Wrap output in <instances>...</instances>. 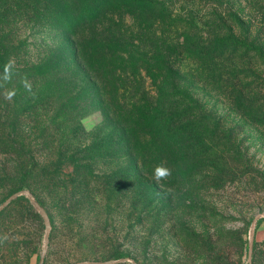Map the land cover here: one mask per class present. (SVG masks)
<instances>
[{
	"label": "rangeland",
	"instance_id": "obj_1",
	"mask_svg": "<svg viewBox=\"0 0 264 264\" xmlns=\"http://www.w3.org/2000/svg\"><path fill=\"white\" fill-rule=\"evenodd\" d=\"M130 1L0 0V264H264V0H155L148 28ZM166 9L253 47L202 64ZM154 111L182 135L129 155Z\"/></svg>",
	"mask_w": 264,
	"mask_h": 264
},
{
	"label": "trees",
	"instance_id": "obj_2",
	"mask_svg": "<svg viewBox=\"0 0 264 264\" xmlns=\"http://www.w3.org/2000/svg\"><path fill=\"white\" fill-rule=\"evenodd\" d=\"M155 0H131L127 3V8L130 13L135 15V17L142 16L139 18L145 28L152 24L149 18H153V11L156 7V4L159 2H154ZM99 14H102L100 11L95 16L91 17L89 21L96 23L99 18ZM162 17L160 19H165L167 21V26L177 25V23L187 25L193 29V33L183 34V41L180 43V48H183L185 51H192L194 54L191 55L198 62L204 64L205 62H212L215 67H223L225 65V60L231 58L234 53L241 51V43H247V51L250 50L253 45V41L249 40H240L233 33H229L227 24L223 19L213 20V23L210 20L199 21L195 17H183L175 16L173 12L167 13V9L164 12L160 13ZM169 22V24H168ZM207 26L210 30L206 34L204 28L201 27ZM250 37V33H249ZM236 45L233 48V53L229 51L230 45ZM8 62L5 58L2 50L0 49V73L4 72V65ZM161 96L165 95V90L162 91ZM158 111V107L155 108ZM154 111L151 115L144 118V120L128 121L122 124V131L124 132L123 147L126 149L129 155H133L136 151L149 152V149L156 147V151H161L164 148L162 146L158 148V145L161 141H166L168 144H171L173 141L176 142V138L182 135L180 130V124H175L172 117L168 116V119L162 120L158 116V112ZM170 112L169 115H173ZM160 114V113H159ZM162 115V114H161ZM150 138L148 145L142 144L141 138ZM176 148L175 144L172 145V149ZM145 157V156H144ZM139 160H143L142 156Z\"/></svg>",
	"mask_w": 264,
	"mask_h": 264
},
{
	"label": "clouds",
	"instance_id": "obj_3",
	"mask_svg": "<svg viewBox=\"0 0 264 264\" xmlns=\"http://www.w3.org/2000/svg\"><path fill=\"white\" fill-rule=\"evenodd\" d=\"M13 65H14V61L9 60L5 65H4V74L2 79L4 81H9L11 79V75H12V69H13ZM24 87L30 92L31 91V84L27 81V79H25L23 81ZM0 87H2V85H0ZM16 95L15 90H9L6 91L4 93V98L6 100L11 101ZM81 124L85 127L86 131H91L92 130V124L89 122V118H84L81 121ZM171 175V170L164 167L163 165H157L154 169H153V173H152V178L156 181V182H160L162 180H166L169 176ZM196 264H205L203 259H198L196 261Z\"/></svg>",
	"mask_w": 264,
	"mask_h": 264
}]
</instances>
